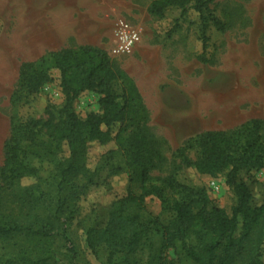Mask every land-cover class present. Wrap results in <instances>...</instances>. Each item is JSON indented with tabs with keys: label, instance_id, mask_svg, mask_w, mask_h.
Returning a JSON list of instances; mask_svg holds the SVG:
<instances>
[{
	"label": "rangeland",
	"instance_id": "374dc122",
	"mask_svg": "<svg viewBox=\"0 0 264 264\" xmlns=\"http://www.w3.org/2000/svg\"><path fill=\"white\" fill-rule=\"evenodd\" d=\"M154 1L0 0V169L13 117L45 121L49 112L57 120L64 116L60 73L54 69L52 82L13 106L11 97L18 88L21 66L50 52L91 45L108 53L143 97L149 115L145 129L159 155L152 176L175 173L181 184L204 190L213 205L231 216L237 196L227 184L229 170L216 177L201 175L184 167L176 152L201 133L230 131L251 119L264 120V0H210L213 15L227 25V31L218 32L210 24L206 42L194 0L185 8L168 9L161 17L148 11ZM119 20L139 30L141 41L131 54L115 56L114 29ZM122 91L120 82L113 84V93L121 95ZM101 97L96 91L83 93L73 104L75 112L82 119L100 113ZM41 140L44 147L29 149L25 156L26 164L38 174L24 179L22 186H36L39 213L49 218L68 200L65 209L70 207V212L64 219L69 220L52 239L57 264H109L111 249L101 246L95 256L87 247L86 232L93 226L105 227L111 205L127 196L130 169L126 157L108 155L114 144L90 143L85 170L75 180L80 192L74 195V189L62 191L60 187L56 160L63 157L62 151L51 147L46 131ZM198 152L191 148L186 153L197 159ZM239 181L248 187L252 207L264 205V168L241 172ZM144 205L145 218L164 223L170 219L156 197L147 198ZM0 211L16 216L26 211L1 179ZM152 241V248L145 252L117 250L112 264H133L134 260L146 264L150 254L153 264H195L180 249L161 257V236L154 233ZM71 245L75 263L70 258ZM34 247L35 242L22 236L0 239V264ZM261 253L264 263V246Z\"/></svg>",
	"mask_w": 264,
	"mask_h": 264
},
{
	"label": "trees",
	"instance_id": "16d2710c",
	"mask_svg": "<svg viewBox=\"0 0 264 264\" xmlns=\"http://www.w3.org/2000/svg\"><path fill=\"white\" fill-rule=\"evenodd\" d=\"M194 1L205 42L210 24L218 32L227 31V25L213 15L210 0ZM188 4L189 0H156L148 11L152 16L161 17L172 7L185 8ZM53 69L60 73V87L65 97L63 118L57 120L52 112L45 121L31 118L24 121L15 116L11 119L10 136L4 144L0 179L26 211L17 216L0 211V239L22 236L36 243L33 249H22L7 264H57L51 248L52 239L58 234V227L69 220L64 219L65 213L70 212V207L65 209L68 200L58 206L54 218H49L39 213L36 186H22L24 179L38 174L26 164L25 156L29 149L44 147L41 137L45 131L49 134L51 147L55 145L56 150L63 153V157L56 160L60 187L62 191L74 189V195L80 192L75 180L85 170L90 143L114 144L108 155L113 157L122 153L126 157L130 169L127 196L111 205L105 227L93 226L86 232L87 247L95 256L101 246L111 249L109 264L117 250L145 252L146 248H152L155 233L162 238L160 256L163 258L169 250L180 249L195 264H264L261 253L264 205L252 207L251 193L246 184L239 181L241 172L264 168V120L251 119L230 131L201 133L176 152L184 167L193 168L201 175L216 177L229 170L227 184L237 196V204L230 216L213 205L204 190L181 184L175 173L165 178L152 176L159 155L145 129L148 109L133 79L114 66L104 50L85 45L50 52L23 64L18 88L11 97L13 106L38 94L52 82ZM118 82L123 86L121 95L112 92L113 84ZM87 91H96L102 96L99 101L101 112L82 119L73 104ZM191 148L199 151L197 159L186 153ZM135 186L138 191L134 190ZM149 197H156L170 215L166 223L143 215ZM69 250L71 262L75 263L72 245ZM150 255L146 264H153ZM134 261L133 264L141 263Z\"/></svg>",
	"mask_w": 264,
	"mask_h": 264
},
{
	"label": "built area",
	"instance_id": "2783aa9c",
	"mask_svg": "<svg viewBox=\"0 0 264 264\" xmlns=\"http://www.w3.org/2000/svg\"><path fill=\"white\" fill-rule=\"evenodd\" d=\"M114 35L116 38V44L112 53L115 56L131 54L141 41L139 30L131 26L125 20H119L116 22Z\"/></svg>",
	"mask_w": 264,
	"mask_h": 264
}]
</instances>
